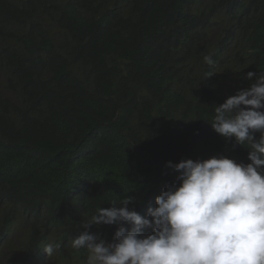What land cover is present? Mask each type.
Segmentation results:
<instances>
[{
    "label": "trees",
    "instance_id": "1",
    "mask_svg": "<svg viewBox=\"0 0 264 264\" xmlns=\"http://www.w3.org/2000/svg\"><path fill=\"white\" fill-rule=\"evenodd\" d=\"M179 1L76 0L73 7L66 0H0V200L10 199L2 202V223L38 218L59 245L54 264H87L88 252L72 250L69 240L98 208L125 196L141 216L155 208L156 196L179 183L167 162H251L248 149L210 124L215 106L249 87L247 72H264V56L254 53L263 27L246 23L257 38L247 47L208 29L201 37L214 63L193 54L197 70L174 86L185 74L168 73L161 40L173 28L170 5L175 11ZM79 7L89 10L74 14ZM225 66L233 67L212 77ZM94 132L98 144L89 152ZM78 177L84 181L72 182ZM78 193L88 195L91 210H72ZM60 209L57 217L69 221L64 228L55 222L54 233L50 221ZM117 227L87 230L111 242Z\"/></svg>",
    "mask_w": 264,
    "mask_h": 264
},
{
    "label": "clouds",
    "instance_id": "2",
    "mask_svg": "<svg viewBox=\"0 0 264 264\" xmlns=\"http://www.w3.org/2000/svg\"><path fill=\"white\" fill-rule=\"evenodd\" d=\"M105 1L98 0V4L104 6ZM66 2L78 7L76 0ZM170 9L171 5L174 29L166 27L161 40L163 63L169 74H185L172 81L174 86L188 83L189 74L197 70L193 54L201 55L209 65L214 63L201 37L208 29L219 30L226 44L241 41L247 47L257 38L246 23L260 24L261 39L254 53L264 56V0H180L175 11ZM88 10L79 7L74 14L85 15ZM232 67L225 66L212 77L223 78ZM244 79L251 81L249 87L215 106L210 125L226 140L234 138L248 149L251 162L237 163L224 156L167 162L166 167L178 173L179 183L156 196V207H149L146 216L130 208L134 199L125 196L108 208H98L83 223L85 231L69 240L72 250L88 252L87 264H264V72H247ZM96 139L94 132L89 152L98 144ZM83 164L88 162L83 160ZM82 181L78 177L72 182ZM9 200H0V210L2 202ZM87 201V194L78 193L72 210L77 214L91 210ZM62 211L52 213L54 233L55 222L64 228L69 221L57 217ZM2 218L0 211V264H54L62 258L55 254L54 247H59L52 242L55 235L45 231L38 218L7 223ZM100 224L118 225L111 242L87 230Z\"/></svg>",
    "mask_w": 264,
    "mask_h": 264
}]
</instances>
